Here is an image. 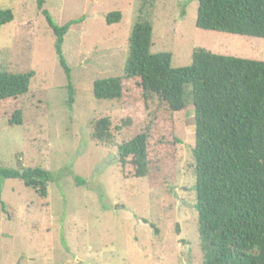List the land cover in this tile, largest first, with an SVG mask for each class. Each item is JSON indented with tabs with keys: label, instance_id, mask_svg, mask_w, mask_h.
I'll list each match as a JSON object with an SVG mask.
<instances>
[{
	"label": "rangeland",
	"instance_id": "374dc122",
	"mask_svg": "<svg viewBox=\"0 0 264 264\" xmlns=\"http://www.w3.org/2000/svg\"><path fill=\"white\" fill-rule=\"evenodd\" d=\"M35 2L0 0V9L13 14L0 27V71L34 72L26 96L0 102V163L40 168L52 181L45 197L18 180L3 182L0 264H201L193 107L186 103L174 114L176 144L168 135L150 149L152 161L173 163L171 183L150 190L143 179L122 177L118 102L92 94L95 80L122 75L140 0H47L57 25L82 19L62 46L71 104L53 34ZM196 10V0H153L151 52L170 53L174 69L188 66L196 49L264 61V39L199 30ZM112 12L121 20L107 25ZM18 110L22 125H8ZM102 119L109 121V138L99 142L92 135Z\"/></svg>",
	"mask_w": 264,
	"mask_h": 264
},
{
	"label": "trees",
	"instance_id": "16d2710c",
	"mask_svg": "<svg viewBox=\"0 0 264 264\" xmlns=\"http://www.w3.org/2000/svg\"><path fill=\"white\" fill-rule=\"evenodd\" d=\"M196 1L199 30L264 39V0ZM35 4L53 34L71 104L74 91L62 46L69 29L82 19L57 25L47 0ZM152 8L153 0H140L122 75L92 85L96 100L120 106L117 156L122 177L143 179L150 190L171 183V158L152 161L149 152L162 137L171 136L173 145L178 142L173 117L190 103L201 264H264V61L196 49L188 66L174 69L170 53L151 52ZM120 20L119 12L105 16L107 25ZM12 21L11 10L0 9V27ZM33 76V71H0V102L26 96ZM7 124L22 125L21 111L14 112ZM92 136L107 141L109 121H98ZM6 180H18L45 197L52 176L40 168L11 169L0 163V193Z\"/></svg>",
	"mask_w": 264,
	"mask_h": 264
}]
</instances>
